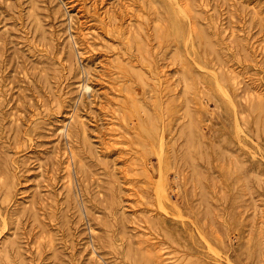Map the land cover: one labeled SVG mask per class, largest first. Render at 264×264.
<instances>
[{"label": "rangeland", "instance_id": "374dc122", "mask_svg": "<svg viewBox=\"0 0 264 264\" xmlns=\"http://www.w3.org/2000/svg\"><path fill=\"white\" fill-rule=\"evenodd\" d=\"M178 1L204 67L159 0H0V264H264V0Z\"/></svg>", "mask_w": 264, "mask_h": 264}, {"label": "bare ground", "instance_id": "6f19581e", "mask_svg": "<svg viewBox=\"0 0 264 264\" xmlns=\"http://www.w3.org/2000/svg\"><path fill=\"white\" fill-rule=\"evenodd\" d=\"M161 6L163 7V9L165 10V17H166V28H165V32H164V36L167 39H171L175 45H176V54H178V57L182 58L184 53L188 54V55H193L192 57L195 58V64H197V66H203V61H202V50L203 48L205 49V47H208V40L206 38V35L199 31V32H195L192 31L191 27H190V22H189V18L187 15L186 10L181 6V4L179 3L178 0H159ZM197 12V11H196ZM198 14V13H196ZM70 16V20L71 22L74 21V16L73 14L70 12L69 14ZM131 17V16H130ZM128 19V18H127ZM126 19V20H127ZM82 20V19H81ZM88 23V22H87ZM133 25V24H132ZM139 26V25H138ZM165 27V26H164ZM70 28V27H69ZM163 30V29H162ZM130 31V30H129ZM84 34L87 36V32H84ZM128 36V35H127ZM126 36V37H127ZM71 38L73 39L72 43L76 44V40L74 39V35L71 34ZM71 43V44H72ZM77 46V45H76ZM210 47V46H209ZM76 49V48H75ZM86 50V48H84ZM263 51V50H262ZM201 57V58H199ZM194 61V60H193ZM191 65V64H190ZM131 67V66H130ZM191 67H193V65H191ZM132 69V68H131ZM232 69V68H231ZM212 71V70H210ZM86 72L88 73V71L86 70ZM129 72V71H128ZM136 72V71H134ZM187 72H191V68L187 71ZM213 72V71H212ZM209 73V83H210V87H212L216 93H218L223 99L225 98L229 104V106L231 105L230 101L231 99L229 98L230 95L228 93L227 90V85L225 83L222 82L221 77L223 76H218L217 73ZM231 72V71H230ZM83 73V72H82ZM182 73H183V69H182ZM181 73V74H182ZM224 77V76H223ZM142 80V79H141ZM143 81V80H142ZM144 82V81H143ZM189 82V81H186ZM81 88L83 89V91L85 92H90L92 93L94 91V87L92 84L89 83V81H83L80 84ZM245 86V85H244ZM249 86V85H248ZM192 87V86H191ZM247 87V86H246ZM185 88V85H184ZM244 93V92H243ZM250 93V92H249ZM248 93V94H249ZM96 94V93H95ZM252 94V93H251ZM219 98V97H218ZM225 100V101H226ZM224 101V102H225ZM233 104V102H232ZM234 105V104H233ZM224 107L228 109V106H225L224 103ZM235 108V107H234ZM74 109V108H73ZM231 109V108H230ZM236 109V108H235ZM255 110V109H254ZM72 111V110H71ZM143 111V110H142ZM75 112V111H74ZM190 113V112H189ZM70 114V113H69ZM77 115V114H76ZM75 115V116H76ZM74 115L71 114L68 117V122L64 123L63 125H61L59 127L60 132L63 134H65L64 137H70L71 133H72V128L69 126L71 120H73ZM18 119V118H17ZM18 121V120H17ZM190 122V121H189ZM81 124V123H80ZM79 124V125H80ZM188 124V123H187ZM190 124V123H189ZM83 125V124H81ZM81 127V126H80ZM83 127H85L83 125ZM191 128V127H190ZM184 129V128H183ZM188 129V128H187ZM186 129V130H187ZM185 130V129H184ZM85 132V131H84ZM190 132V131H189ZM191 133V132H190ZM193 133V132H192ZM59 135V134H58ZM111 135V134H110ZM115 136V135H114ZM152 137V136H151ZM190 137V136H189ZM193 139V138H192ZM163 146V143H161ZM90 146V145H89ZM163 148V147H162ZM187 148V147H186ZM185 148V149H186ZM70 150V156L67 158V161H69L70 158H72V149L69 147ZM163 150V149H162ZM162 150H156V152L158 153V151L162 152ZM186 151V150H185ZM189 151V150H188ZM186 151V152H188ZM100 154V153H99ZM159 155V154H158ZM191 155V154H189ZM162 156V153H161ZM180 156V155H179ZM162 158V157H161ZM63 159V157H62ZM75 158H73L74 160ZM168 159V158H167ZM194 159H192L193 161ZM72 161V160H71ZM69 164V162H68ZM66 165V164H65ZM70 165V164H69ZM74 165V164H73ZM68 166V165H67ZM66 166V167H67ZM65 167V168H66ZM195 171V169L193 170ZM70 172V171H69ZM68 173V172H67ZM66 173V174H67ZM64 174V172H63ZM65 175V174H64ZM72 177V176H70ZM14 180V179H13ZM164 188V187H162ZM68 193V192H67ZM158 199L160 204L163 205V207H165L166 209H170L173 207L172 203L169 201L167 194L165 193V191L162 189L160 192H158ZM7 196V195H6ZM41 198V197H40ZM44 198V197H43ZM67 198V197H66ZM161 205V208H163ZM22 211V209H20ZM135 212V211H134ZM142 222V221H141ZM141 227V226H139ZM90 231V230H89ZM140 232V231H139ZM27 250V249H26ZM30 251V250H29ZM93 251V250H92ZM91 252V251H90ZM163 263L164 264H168L167 258L163 259Z\"/></svg>", "mask_w": 264, "mask_h": 264}]
</instances>
